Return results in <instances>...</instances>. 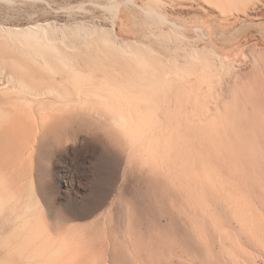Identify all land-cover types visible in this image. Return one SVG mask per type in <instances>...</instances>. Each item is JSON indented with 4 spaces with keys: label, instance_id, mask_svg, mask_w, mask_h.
<instances>
[{
    "label": "rangeland",
    "instance_id": "obj_1",
    "mask_svg": "<svg viewBox=\"0 0 264 264\" xmlns=\"http://www.w3.org/2000/svg\"><path fill=\"white\" fill-rule=\"evenodd\" d=\"M0 264H264V0H0Z\"/></svg>",
    "mask_w": 264,
    "mask_h": 264
},
{
    "label": "crops",
    "instance_id": "obj_2",
    "mask_svg": "<svg viewBox=\"0 0 264 264\" xmlns=\"http://www.w3.org/2000/svg\"><path fill=\"white\" fill-rule=\"evenodd\" d=\"M243 36V35H242Z\"/></svg>",
    "mask_w": 264,
    "mask_h": 264
}]
</instances>
